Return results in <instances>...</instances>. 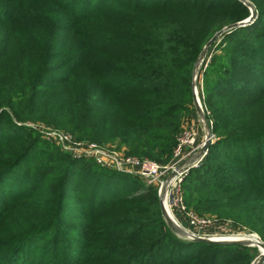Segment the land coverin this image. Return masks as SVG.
<instances>
[{"label": "trees", "instance_id": "obj_1", "mask_svg": "<svg viewBox=\"0 0 264 264\" xmlns=\"http://www.w3.org/2000/svg\"><path fill=\"white\" fill-rule=\"evenodd\" d=\"M248 1L257 19L226 32L203 73L217 140L181 186L189 210L264 241V0ZM251 15L239 0H0V264H251L250 247L178 237L155 188L25 126L167 165L197 59ZM20 202L28 222L10 217Z\"/></svg>", "mask_w": 264, "mask_h": 264}, {"label": "rangeland", "instance_id": "obj_2", "mask_svg": "<svg viewBox=\"0 0 264 264\" xmlns=\"http://www.w3.org/2000/svg\"><path fill=\"white\" fill-rule=\"evenodd\" d=\"M254 10H255V8H254ZM223 39H224V36L208 52L207 57L205 58V61L202 63L201 70L199 71V76L195 80L196 86L194 87V89L192 88L193 89V93L196 90V92L200 96V100L202 101V106L204 107L206 116L210 115V111L205 106V100H204V96H203V91H204L203 73L207 69V66H208V63H209L211 57L215 53L219 52L220 48H217V47L221 43V41ZM1 60H2V56H1V53H0V61ZM5 62L9 63L8 59ZM193 82H194V76H193ZM206 109L208 110L207 112H206ZM189 120H190V122H188L189 124L186 127H188L187 128L188 131H191V132L194 133V135L196 137V144H194L192 147H196V146L201 145L200 144L201 142L202 143L205 142L207 134H206V129L204 127L203 121H202L201 117H199V115L197 113V110H196V107H195V102H194V111H192V114L189 117ZM253 124L261 125V123L258 122L255 119L250 120V126H252ZM213 125H214V123H213ZM213 125H212V127H213ZM25 126L31 127L34 130L37 129L40 133H42V135H46L49 138H51L52 143H54L57 146H60L61 151H63L64 153H68L70 155L76 156V155H74L72 153V151L75 150V153L90 152L92 155H94V152H92V150L90 149V146H92L90 144H93V143H96V142H91L89 140L88 141L80 140V139H78L76 137V135L72 134L71 132H67L65 130L56 128L54 126L46 125L42 121L41 122L38 121V122H35V123H26ZM212 129L213 128H211V131H212ZM216 140H217L216 135L213 134L212 141L215 142ZM95 145L98 147V150H101L105 154L107 153L109 155H118L120 157H126V156L135 157V156L129 155L127 153V151L129 149L125 145H122L121 142H119V140H116L114 142H112V141L106 142L105 144H101V143L97 142ZM64 148H65V150H64ZM66 149H67V151H66ZM186 149H187V153H188L190 151V147H187ZM68 151H71V152H68ZM191 157H189L187 159H184L182 162H180L177 165H175L176 164L175 162H177L178 160H177V158L175 159L174 156H173V159L170 161V163L167 164V166H169L170 164L172 165V163L173 164L175 163L174 165L178 169L180 166H182ZM77 158H79V157H77ZM92 160H94V159H92ZM200 164H201V162H200ZM161 166H163V165L161 164ZM164 166H166V164ZM173 171H175V170H172L169 173H165L162 176V178L155 184L150 183L149 181H146V180H144L142 178L140 179L139 177H136L135 175L132 176V175H129V174H126V173H120V172H118V173H120L122 175L126 174V175H129V176H132L133 178L138 179L139 182L142 183L141 185L144 186L143 189H146L148 187L155 188L157 190L158 196L160 198L161 195L163 197V190L167 191L168 188H169V184H168L167 188H166L167 190L163 189L162 188V183L167 181V178L173 173ZM190 171H191V169H190ZM186 176H184V178ZM172 183H174V181ZM181 185H182V183H179L178 187L179 188L181 187V191H182V195H183V187ZM174 188H176V187H174ZM168 193H169L170 196H169L167 205H168V208L171 209V211H172V220H173V222H175L176 224L180 225L184 230L188 231L189 233L190 232H194L191 228H189L188 222L184 218L185 215L180 211V209H178V207L175 206V205H173V206L170 205V202H172V199L176 198L177 195L174 194V191H172V189H169ZM173 194L175 196H173ZM177 194H178V191H177ZM12 209H14V210L10 214V217L15 218V220H17V221L28 222L29 220H31L33 218V214L30 211H27L26 206L23 203L21 204V202L19 204H17V205H14V207ZM191 211L195 212V210H192V209H191ZM195 213L198 214L197 212H195ZM198 216H200V217H202L204 219H208L209 221H213L214 223H216V225H215L216 227L215 228H211V230H208L207 232H205L203 234H200L202 236H205L203 238H212V237H220V238L237 237L238 238V237H240V238H245V240L246 239H255V240H257L254 237V236H256V237H259L261 239V241L263 242V244H264V241H263L262 237H260L257 233L250 231L247 227L245 228L243 226V224L235 222L232 219H229V220L226 219L225 220V219H222V218L218 217V215H215V214H207V215H199L198 214ZM252 235H254V236H252ZM177 236L182 238V239H185L187 241H192L191 239H187V237H182V236H179V235H177ZM221 240H223V239H221ZM224 240H227V239H224ZM229 241H226V242H229ZM237 242H242V241H237ZM249 244L250 245L243 246V247H250V249H251L250 253L255 257L253 259V261H252V263H253L262 254L260 253L259 249H257L256 247H253L252 243H249Z\"/></svg>", "mask_w": 264, "mask_h": 264}, {"label": "built area", "instance_id": "obj_3", "mask_svg": "<svg viewBox=\"0 0 264 264\" xmlns=\"http://www.w3.org/2000/svg\"><path fill=\"white\" fill-rule=\"evenodd\" d=\"M196 92V90H195ZM198 100L200 102L201 108L203 110V113L206 116L204 107L202 106V101L200 100V96L198 95V93L196 92ZM207 112V109H206ZM209 125L211 128L213 125V121L212 120H208ZM45 138L49 139L51 141V138H49L48 136L44 135ZM213 138V137H212ZM91 143V142H90ZM96 143L90 144L92 146H90V149L92 150V152H94V155H92L90 152H86V153H75V150H71L72 153L74 155H76L75 157H79V158H86V159H94L96 164L103 167V168H108L120 173H126L129 175H135L136 177H139L140 179H144L146 181H149L150 183H157L162 176L165 173H169L172 170L178 171V174L168 183L169 184V189H172V191H174V194L177 195L176 198L172 199V202H170V205H175L178 207V209H180V211L185 215V219L188 222L189 228H191L194 232H188L189 234H191L193 236V238L196 237H205L202 236L200 234H203L205 232H207L208 230H211V228H215L216 223H214L213 221H209L208 219H204L200 216H198V214H196L195 212L189 210L186 206V204H184V200H183V195H182V191H181V187L179 188L178 185L179 183H182L184 176H186L190 170H184L182 169L181 171L177 170V168L175 167V165H177L178 163L182 162L184 159H187L189 157L192 156V154L197 153L196 151L200 148H202L205 144V142H201L199 146L196 147H192L194 144H196V137L194 135L193 132L188 131L187 129L185 131H183L181 133V136L179 138L178 141V145L174 150V158H177V162H175L174 164L172 163V165L170 164L169 166H161L160 163H156L154 161H151L149 159H144V158H137V157H131V156H126V157H120L118 155H109V154H105L103 153L101 150H98V147L95 145ZM98 145V144H97ZM187 147H190V151L187 153ZM192 147V148H191ZM65 150V148H64ZM67 151V149H66ZM68 151V152H71ZM206 156H204L205 159ZM203 158L200 159L199 161H197L194 164V167L198 166L200 164V162H202L204 160ZM174 162V161H173ZM174 165V166H173ZM173 166V167H172ZM173 171V172H175ZM174 181V183H172ZM164 183H162L163 185ZM171 185V186H170ZM176 187V188H174ZM178 191V194H177ZM176 192V193H175ZM173 194V196H175ZM170 196V195H169ZM171 206V207H172ZM254 236V235H252ZM257 239V242L259 243H263L261 241V239L259 237L254 236ZM187 239H191L189 237H187Z\"/></svg>", "mask_w": 264, "mask_h": 264}, {"label": "water", "instance_id": "obj_4", "mask_svg": "<svg viewBox=\"0 0 264 264\" xmlns=\"http://www.w3.org/2000/svg\"><path fill=\"white\" fill-rule=\"evenodd\" d=\"M242 1L246 6H248L250 8V12H252V15L249 19L241 21V23H237L234 25H230L225 27L222 31L216 33L206 44V46L204 47L203 52L200 54L199 58L196 61V66L194 69V82H193V89L196 86L195 80L197 79V77L199 76V71L201 70V66L202 63L205 61V58L207 57L208 52L212 49V47L217 44L220 39L224 36V34L226 32L231 31L232 29H236L239 28L241 26H246L250 23H253L257 17H258V13L255 12L252 4L248 1V0H239ZM193 100L195 102V107L197 110V113L199 115V117H201L204 127L206 129V140H205V144L202 148H200L197 153L193 154L192 157L190 159H188L182 166H180L177 170L181 171L182 169L184 170H190L193 169L194 164L199 161L200 159H204V156H207L208 154V150H209V146L213 143L212 141V131H211V127L209 125L208 122V118L205 116V114L203 113V110L201 108L200 102L198 100L197 94L196 92L193 93ZM178 174V171L173 172L168 178L167 181L164 182V184L162 185V188L165 189L168 185V183ZM163 194H164V190H163ZM160 205L162 208V214L164 217L165 222H167L169 228L172 230V232L176 235L182 236V237H189L191 238L192 242L196 241V242H203V243H218V244H222V245H229V244H236V245H241V246H247L250 245L249 242H235V241H216V240H210L207 238H201V237H194L189 234L186 230H184L180 225L176 224L175 222H173V220H171V218L169 217L167 210H166V206L163 204V197L162 195L160 196ZM259 243V242H257ZM259 245L264 249V244L263 243H259ZM252 264H264V253L263 255H260V257H258Z\"/></svg>", "mask_w": 264, "mask_h": 264}, {"label": "bare ground", "instance_id": "obj_5", "mask_svg": "<svg viewBox=\"0 0 264 264\" xmlns=\"http://www.w3.org/2000/svg\"><path fill=\"white\" fill-rule=\"evenodd\" d=\"M168 199H169L168 190L167 191L164 190V194H163V204L166 206L167 213H168L169 217L172 220V211H171V209L168 208V205H167ZM207 239L216 240V241H229L230 240V241H235V242H237V241L249 242V243H252L253 244V247H256L257 249H259V251H260V253L262 255L264 253V249L259 245V243H257V240H255V239H246L247 241L245 240V238H240V237H238V238L237 237H229V238L228 237H224V238L212 237V238H207ZM221 239H223V240H221ZM224 239H227V240H224Z\"/></svg>", "mask_w": 264, "mask_h": 264}]
</instances>
